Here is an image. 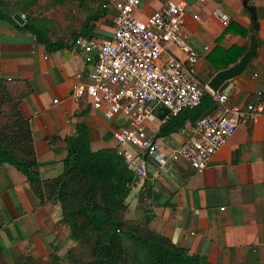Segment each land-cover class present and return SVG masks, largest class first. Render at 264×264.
I'll use <instances>...</instances> for the list:
<instances>
[{
  "label": "crops",
  "instance_id": "1",
  "mask_svg": "<svg viewBox=\"0 0 264 264\" xmlns=\"http://www.w3.org/2000/svg\"><path fill=\"white\" fill-rule=\"evenodd\" d=\"M173 1L187 5L184 31L200 57L196 71L203 88L223 71L215 68L209 56L217 49L236 47L243 51L238 63L249 51L252 35H256V56L223 93L230 105H244L256 100L258 92L264 93V0L249 2L256 11L255 34L249 33L253 21L243 0ZM68 4L39 0L42 17L52 20V41L67 45L68 49L50 52L30 33L0 21V79L21 100L20 110L31 124L40 173L45 180L63 172L68 154L66 139L76 134L79 123L87 124L93 151L116 148L114 131L128 125L125 116L107 121L90 103L77 102L72 97L74 85L85 81L77 79V75L87 78L91 67L74 42L75 34L85 37L80 32L86 13L74 3ZM162 6L163 0H144L138 16L146 20ZM106 9V16L91 24L95 27L94 36L101 37L103 32L111 36L113 32L116 10L112 5ZM218 10L231 18L230 29L217 17ZM170 54L182 58L173 46ZM221 111L222 106L217 104L212 114ZM193 127L187 124L168 138L155 135V144L164 153L176 150L189 139ZM125 148L136 153L132 147ZM143 157L148 176L131 187L127 220L148 224L176 247L206 257L211 264H264V116L256 124L240 126L203 173L193 171L184 162L162 168L151 156ZM76 245L70 238V229L62 224L61 205L42 203L23 174L8 164L2 165L0 264H53V254L65 261Z\"/></svg>",
  "mask_w": 264,
  "mask_h": 264
},
{
  "label": "trees",
  "instance_id": "2",
  "mask_svg": "<svg viewBox=\"0 0 264 264\" xmlns=\"http://www.w3.org/2000/svg\"><path fill=\"white\" fill-rule=\"evenodd\" d=\"M51 1L56 5L75 3L86 13L80 32L85 37L94 36L95 27L91 24L107 14L105 5L98 0ZM38 6L39 0H0V21L30 33L50 52L70 48L52 41V20L35 15L34 9ZM15 14L24 17L25 25L20 26L14 20ZM257 28L258 23L253 24L249 33L255 34ZM241 34L246 33L241 31ZM74 38L76 44V34ZM242 55L243 51L236 47L227 51L217 49L209 56V61L215 68L225 70L236 64ZM20 104V98H15L6 82L0 79V167L8 164L23 174L42 203L61 205L62 224L70 229V238L79 250L70 249L65 259L68 263L211 264L206 257L191 255L176 247L169 238L152 231L148 224L125 218L130 186L140 178L119 154L118 146L92 150L86 123H79L76 134L66 139L68 154L63 161V172L56 178L43 179L31 124L21 112ZM216 105L205 90L198 107L170 116L161 123L157 136L168 138L187 124L195 126L201 118L212 114ZM51 260L53 264H62L55 254Z\"/></svg>",
  "mask_w": 264,
  "mask_h": 264
},
{
  "label": "built area",
  "instance_id": "3",
  "mask_svg": "<svg viewBox=\"0 0 264 264\" xmlns=\"http://www.w3.org/2000/svg\"><path fill=\"white\" fill-rule=\"evenodd\" d=\"M98 1L116 10L113 32L109 38L77 39V48L91 69L87 78L77 75V79L85 81L74 85L72 97L77 102L90 103L107 121L122 115L127 118L128 125L116 129L114 139L119 154L141 180L148 176L143 157L146 155L162 168L184 162L193 171L203 173L240 126L256 124L264 116L263 92L244 105H230L226 94L207 86L206 91L222 106L221 113L201 118L180 148L169 153L160 151L155 138L164 121L153 113L154 108L162 104L169 109L170 116L178 115L198 107L205 92L196 71L200 57L184 31L187 5L163 0L160 9L142 20L138 14L144 0ZM216 15L225 26L230 25L227 14L218 10ZM195 19L201 21L198 16ZM171 46L180 51L182 58L170 54ZM147 122L157 127L152 135L148 133ZM125 147L135 148L136 153Z\"/></svg>",
  "mask_w": 264,
  "mask_h": 264
},
{
  "label": "water",
  "instance_id": "4",
  "mask_svg": "<svg viewBox=\"0 0 264 264\" xmlns=\"http://www.w3.org/2000/svg\"><path fill=\"white\" fill-rule=\"evenodd\" d=\"M250 0H243L244 7L248 10L251 14V19L253 24L256 25L257 18H256V11L255 8L249 4ZM14 20L20 25H25L26 21L23 16L20 14L14 15ZM257 47H258V39L256 35H252L250 41L249 51L245 53V55L241 58V60L236 63L235 65L231 66L230 68L220 71L217 73L213 79L210 81L208 87L213 90L214 92L223 93L230 84V81L235 79L236 77L242 75L252 59L257 54ZM153 113L159 118L161 121H165L170 116V111L162 104H158L155 108Z\"/></svg>",
  "mask_w": 264,
  "mask_h": 264
},
{
  "label": "rangeland",
  "instance_id": "5",
  "mask_svg": "<svg viewBox=\"0 0 264 264\" xmlns=\"http://www.w3.org/2000/svg\"><path fill=\"white\" fill-rule=\"evenodd\" d=\"M50 3H52V1L51 0H47V4H50ZM75 4V3H74ZM70 5V3L67 5V6H69ZM76 6H77V4H75ZM41 7H43V5H39L37 8H35L34 9V12H35V15H37V16H39V17H42L43 16V12H42V10H43V8H41ZM108 25L111 27V25H112V23L111 22H108ZM102 38H109L110 36H107V34H105L104 32L103 33H101V35H100ZM255 97H257V95H255ZM146 127H147V130H148V133H150V132H152V131H154L155 130V126L154 125H152L151 123H149V122H147L146 123ZM133 148V147H132ZM133 149H135V148H133ZM75 251H79L78 249H77V247L75 246ZM85 254V253H84ZM68 255V254H67ZM66 259V258H65ZM86 259V258H85ZM62 264H70V263H68V261L67 260H62Z\"/></svg>",
  "mask_w": 264,
  "mask_h": 264
}]
</instances>
